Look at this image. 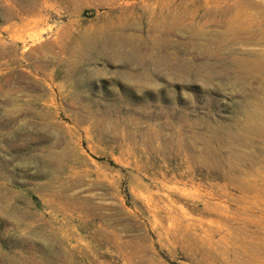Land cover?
I'll list each match as a JSON object with an SVG mask.
<instances>
[{
  "label": "rangeland",
  "instance_id": "rangeland-1",
  "mask_svg": "<svg viewBox=\"0 0 264 264\" xmlns=\"http://www.w3.org/2000/svg\"><path fill=\"white\" fill-rule=\"evenodd\" d=\"M0 264H264V0H0Z\"/></svg>",
  "mask_w": 264,
  "mask_h": 264
}]
</instances>
